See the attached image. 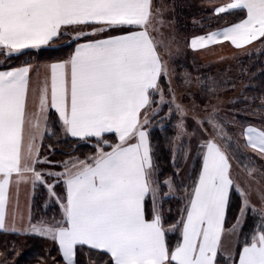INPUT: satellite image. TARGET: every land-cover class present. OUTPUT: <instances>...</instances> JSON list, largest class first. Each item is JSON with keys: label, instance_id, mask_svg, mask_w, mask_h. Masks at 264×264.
I'll use <instances>...</instances> for the list:
<instances>
[{"label": "snow or ice", "instance_id": "1", "mask_svg": "<svg viewBox=\"0 0 264 264\" xmlns=\"http://www.w3.org/2000/svg\"><path fill=\"white\" fill-rule=\"evenodd\" d=\"M211 12L233 20L192 36V49L264 46V0ZM163 24L153 0H0V231L50 239L56 264H93L78 256L85 246L95 264H264V186H253L264 180V100L224 111L221 92L235 85L178 75ZM257 113L259 124L246 119ZM60 134L94 151L50 160L44 141ZM21 184L42 187L59 218L17 226Z\"/></svg>", "mask_w": 264, "mask_h": 264}, {"label": "trees", "instance_id": "2", "mask_svg": "<svg viewBox=\"0 0 264 264\" xmlns=\"http://www.w3.org/2000/svg\"><path fill=\"white\" fill-rule=\"evenodd\" d=\"M218 0H173V5L175 8L174 17L176 21V26L178 33L186 39V41L191 40L192 36L202 34L206 31H211L214 29L222 28L227 22L233 20L232 16L220 15L216 16L211 12V3L215 4ZM210 6V8H209ZM260 46L258 52L248 53L244 58L239 59V66L235 75L221 76L222 79L230 80L232 84L238 86L243 84V89L237 100L242 101L238 103L236 107L247 106L250 113L256 111L258 106L264 100V46L257 42ZM35 56L36 52H31ZM62 53L52 52V56L61 55ZM49 53L44 52L42 55L36 57L33 61H44L48 58ZM29 59L28 56H22L19 60H13L11 64H19L22 60ZM205 65L197 64L196 66H190L189 69H194L196 72L203 75H210L214 68H209L211 72L207 71ZM188 67V66H187ZM226 89L232 88L225 85ZM232 92V91H229ZM247 120L253 124L260 123V115L249 114L247 115ZM250 118V119H249ZM173 130L171 127L168 129L167 135H172ZM154 135L160 145L161 152V162L165 168L169 166L170 161L164 159L167 155V145L165 143V133L159 130V126L154 129ZM53 145V148H48V145ZM45 147L51 153L50 157L53 161H61L67 159L66 154L71 153L72 155H77L83 157L84 155H89L94 151L92 143L77 142L75 138H68L65 141L62 134L53 137L51 139H45ZM46 193L42 187L37 189L36 195L34 197L33 203V217L39 220L42 216L49 217L58 216V208L45 209L43 204V199ZM26 236V242H23L21 234H14L11 232L0 231V250L9 260L17 259L18 264H55L56 261L61 259L60 255L57 253L55 243L50 239L43 238L37 234H28ZM173 237V241H174ZM14 246V247H13ZM22 250V254H20ZM85 253H90L87 257L92 260L95 264V260L99 257L95 251H91L85 246L83 253L78 251V256L80 259H85ZM16 261V260H15Z\"/></svg>", "mask_w": 264, "mask_h": 264}, {"label": "rangeland", "instance_id": "3", "mask_svg": "<svg viewBox=\"0 0 264 264\" xmlns=\"http://www.w3.org/2000/svg\"><path fill=\"white\" fill-rule=\"evenodd\" d=\"M153 3L155 6L161 9V17L164 20V24L161 26L160 29V31L163 33V36L159 38L164 39L165 43L168 42V39L170 37L174 38L170 49L171 54L169 55L168 52L165 51V59H168L170 66L176 69V73L178 75H182L187 72V73H191L193 78L197 76H201L196 72V70L189 69L190 66H196L197 64L205 65L204 67L207 68V71L209 72H211L212 69L208 70V67L214 68V70L210 73V75L227 76L228 73L230 75L231 74L235 75L239 66L238 65L239 59L242 57L244 58L247 55L245 54V51L247 53H251L253 51L258 52L260 50V46L259 44H257V42L251 44L248 47H245V51L236 49L229 42H222V43L210 45L202 49H192L190 47V40L186 41V39L183 38L178 33L176 21L174 17L175 8L173 5V0H153ZM218 3H220V0H218V2L215 4L211 3V8L213 9ZM221 57H223L224 59H221ZM3 62H4V58H1L0 63ZM174 83L178 84L179 82L174 81ZM243 87L244 86L241 83L238 86L234 87L233 90L232 88H228L226 91L221 92V96L223 98L224 103L220 105V107L224 111H228L232 108V104L230 103V101L237 100L239 98V95ZM244 163H247V161L245 160ZM233 164H234V168L237 171H239V167L236 165L235 161H233ZM240 175L242 179L246 178L243 172H240ZM257 178L259 179L258 173H257ZM253 186L254 187L264 186V180H261V185L254 184ZM44 192L46 193L45 190ZM253 201L257 202L255 194L253 195ZM43 204L45 205V209H53L54 207H56L52 205L50 201L46 202V195L44 196ZM52 217L53 216L51 214L49 215L48 218L45 216H42L41 218L45 220H50ZM56 218H59V211H58V216ZM25 235L28 236V234L22 235L23 238L21 240L23 242L27 241ZM225 238L228 237L226 236ZM55 247L57 249L56 244ZM22 253L23 252L21 250L20 254ZM0 264H18V262L17 259L9 260L4 255L2 250H0Z\"/></svg>", "mask_w": 264, "mask_h": 264}, {"label": "crops", "instance_id": "4", "mask_svg": "<svg viewBox=\"0 0 264 264\" xmlns=\"http://www.w3.org/2000/svg\"><path fill=\"white\" fill-rule=\"evenodd\" d=\"M253 43H256V42H253ZM250 45H248V46H250ZM248 46H245V47H248ZM28 51L36 52L37 50H28ZM1 58H3V57H0V60H1ZM31 62L36 63L37 61L32 60ZM40 62H42V61H40ZM13 65L18 66V64H13ZM44 144H45V141H44ZM42 151L46 155H48L50 160H52L50 157L51 153H49V151L45 147V145H44ZM38 188L39 187H37L35 190H33L31 184H21L20 188H19V193H18V207H17L16 191H15V189H13V191H12V203H13V207H17V215H16L17 226H20L21 224H26L30 215L33 217L34 197L36 195ZM256 203H258V201ZM21 235H24V234H21ZM228 239L229 238H225V242H227Z\"/></svg>", "mask_w": 264, "mask_h": 264}]
</instances>
